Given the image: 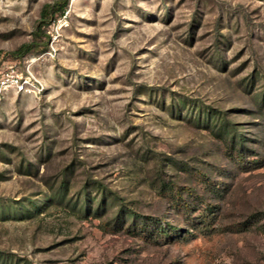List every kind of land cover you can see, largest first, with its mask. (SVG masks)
Here are the masks:
<instances>
[{
    "label": "rangeland",
    "instance_id": "374dc122",
    "mask_svg": "<svg viewBox=\"0 0 264 264\" xmlns=\"http://www.w3.org/2000/svg\"><path fill=\"white\" fill-rule=\"evenodd\" d=\"M55 1L0 0V264H264V0Z\"/></svg>",
    "mask_w": 264,
    "mask_h": 264
},
{
    "label": "built area",
    "instance_id": "2783aa9c",
    "mask_svg": "<svg viewBox=\"0 0 264 264\" xmlns=\"http://www.w3.org/2000/svg\"><path fill=\"white\" fill-rule=\"evenodd\" d=\"M39 81L35 77L31 64L27 63L24 69L16 65L0 68V97L10 91L27 92L38 87Z\"/></svg>",
    "mask_w": 264,
    "mask_h": 264
},
{
    "label": "trees",
    "instance_id": "16d2710c",
    "mask_svg": "<svg viewBox=\"0 0 264 264\" xmlns=\"http://www.w3.org/2000/svg\"><path fill=\"white\" fill-rule=\"evenodd\" d=\"M69 0H57L43 6L41 11L40 25L48 23L56 14L64 15L68 8ZM41 28V27H40ZM34 44H24L19 47L15 54L23 55L33 49ZM133 213V212H132Z\"/></svg>",
    "mask_w": 264,
    "mask_h": 264
}]
</instances>
